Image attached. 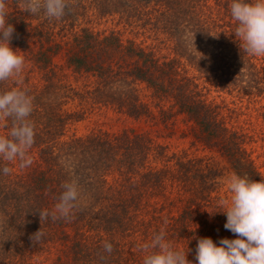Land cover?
I'll list each match as a JSON object with an SVG mask.
<instances>
[{
	"label": "trees",
	"instance_id": "16d2710c",
	"mask_svg": "<svg viewBox=\"0 0 264 264\" xmlns=\"http://www.w3.org/2000/svg\"><path fill=\"white\" fill-rule=\"evenodd\" d=\"M68 2L57 21L6 0L11 46L26 58L22 80L34 97L36 136L30 167L12 164L5 175L0 160V264H142L138 245L165 226L196 264L199 238H236L217 206L230 193L204 157L176 152L167 141L190 139L236 174L262 179L246 145L264 144V56L240 49L232 0ZM104 20L121 29L96 31L93 24ZM127 32L152 45L124 40ZM14 86L0 83V91ZM110 115L122 127L78 131ZM11 126L0 121V134ZM66 166L82 202L68 219L40 222L70 179ZM40 229L44 236L33 243ZM106 240L111 254L103 251Z\"/></svg>",
	"mask_w": 264,
	"mask_h": 264
},
{
	"label": "clouds",
	"instance_id": "9594fccd",
	"mask_svg": "<svg viewBox=\"0 0 264 264\" xmlns=\"http://www.w3.org/2000/svg\"><path fill=\"white\" fill-rule=\"evenodd\" d=\"M21 11L30 15L41 12L49 20H61L68 0H22ZM230 13L237 27L233 32L240 49L252 56H264V0H232ZM6 0H0V83L13 81L15 86L0 91V121L11 120L6 134H0V160L2 169L10 175L12 164L25 169L32 165L30 151L35 143L36 126L30 116L34 110V97L23 87L22 74L26 58L19 49H13L11 40L15 31L8 22ZM192 43L195 45V34ZM196 48V47H195ZM70 179L61 187L58 202L51 211L39 213L40 222L70 218L83 199L82 190L74 171L66 166ZM228 198L218 200L217 206L226 214L225 229L236 238H222L219 244L211 237L199 238L196 245V264H264V177L259 181L248 175L231 174L227 180ZM166 224V222H165ZM44 233L40 229L33 234V243H39ZM103 251L111 254L113 244L103 242ZM144 253L142 264H193L185 252L168 237L167 229L161 227L151 239L138 245ZM103 258V257H102Z\"/></svg>",
	"mask_w": 264,
	"mask_h": 264
},
{
	"label": "rangeland",
	"instance_id": "374dc122",
	"mask_svg": "<svg viewBox=\"0 0 264 264\" xmlns=\"http://www.w3.org/2000/svg\"><path fill=\"white\" fill-rule=\"evenodd\" d=\"M93 28H95V30L98 32H103V31L110 32L112 29H116V30L121 29L120 26L119 27L116 26V21H112V20H109V21L104 20L100 24L95 23V24H93ZM123 38H124V40L134 39V40H136V42L143 44V46H145V47L152 45L151 40H149L145 37H142V36L137 37L135 34H131L129 32L124 33ZM214 98H217V94L215 92H212L209 95V99L212 100ZM226 101H227V104L229 105V107H231V108L234 107V105H232L233 104L232 102L234 101V99L227 98ZM217 102L221 103V100L217 99ZM237 105L240 107V104H237ZM244 106H245V104L243 105V107ZM226 116H227V112H226ZM113 117H114L113 115H110L108 118L101 117V119H99V121H98V118H96L91 123L81 124L78 127V131L80 133H84L87 130L93 128L96 124L97 125L101 124V126L104 129L113 128L114 130H116V129H119L120 127H122V123L121 122L118 123L115 119H113ZM181 125H182V128H185V126L183 124H181ZM256 126L257 125L255 124V126L252 128H255ZM244 128H245L246 132H247V129L249 130V126L244 127ZM249 133L254 134V130H251ZM254 136L257 137L256 134ZM256 140L257 141H255L252 145L247 144L246 148L249 152H251L253 154V158H254L257 166H259L261 168V171L264 172V148H263L264 144L258 138H256ZM160 141L165 142V140H163V139H160ZM167 143H170L171 144L170 146L172 147L171 149L176 151V152L186 150V152L189 153L190 157H195V156L204 157L208 161V163L216 171L219 170L221 172V174L223 176V179H222L223 189H224V191L228 190L227 180H228L229 176L235 172L232 170V168L230 167L228 162L224 158L221 157V155L215 154V153H212L209 151H204L203 149L197 150L196 146H193V147L191 146V144H190L191 140L190 139L180 140V139L174 138L172 140H168ZM223 189H222V192H224Z\"/></svg>",
	"mask_w": 264,
	"mask_h": 264
}]
</instances>
